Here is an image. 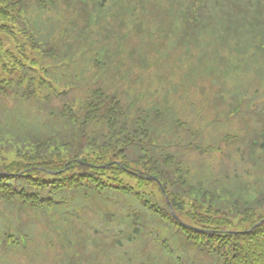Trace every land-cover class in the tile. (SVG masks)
I'll use <instances>...</instances> for the list:
<instances>
[{
    "label": "trees",
    "instance_id": "16d2710c",
    "mask_svg": "<svg viewBox=\"0 0 264 264\" xmlns=\"http://www.w3.org/2000/svg\"><path fill=\"white\" fill-rule=\"evenodd\" d=\"M107 1L98 0V6ZM17 2L10 0L11 7L0 2V11L8 9L5 23L1 25L6 33L0 49V63L6 68L1 73L12 75L11 80L0 82V264H13L11 256L24 251L23 232L18 236L15 233L23 229L21 221L25 218L34 223L36 218L41 233L45 232L44 224L48 227L46 245L54 251L53 259L65 260L66 264H264V223L244 232L264 216V135L250 143L252 150L262 154L259 161L252 160L255 170L259 171L256 175L259 178L258 194L250 195V188H240L237 192L213 189L215 199L207 197L205 190L210 189L207 182H192L186 178L188 170L179 168L186 156L184 150L195 147L199 135L191 132L187 139L184 131L181 135L169 133L165 127L153 124L154 115L146 111L151 108L153 92H158L162 106L173 107L178 98L174 83L160 85L155 82L147 93L130 85L127 79L120 87L112 82L100 89L95 83L97 92L88 93L93 90L91 83L100 82L109 71H99L87 53L79 58V50L74 51L73 47L65 50L68 58L65 65H59L45 55L47 51L34 44L33 36L26 29L31 21L24 17ZM190 3L191 0H178L183 27L186 26L185 10ZM9 8H12L13 17H9ZM214 25L209 23V26ZM60 27L62 31L65 28ZM215 31L235 48L242 49L236 50L229 61H225L227 68L218 75L220 91L228 93L223 83L226 80H230L231 85L232 80L238 83L249 73L248 69L255 78L263 80V69L258 71L264 61V45L229 22H217ZM252 34L257 38L261 35L258 31ZM122 42L120 36L115 45L121 47ZM119 50V56L115 57L123 62L122 49ZM239 57L245 59L234 64L233 60ZM35 61L41 66L37 67ZM29 68H44L56 75L57 93L51 91L54 84L51 80L50 83L35 81L26 71ZM136 68L134 65L133 71ZM68 69L75 71L72 79ZM85 70L91 72L87 79ZM20 83H23V89ZM168 93L170 101L166 98ZM122 94L128 98L140 96L141 103L133 99L120 102L117 99ZM105 98L107 100L103 101ZM43 103H51V110L42 108ZM30 108L46 114L44 119L48 123L41 125L45 131L39 129L28 133L32 125L27 122ZM172 121L177 122V119ZM126 135L131 136V140L126 139ZM184 140V148H181ZM123 145L140 159L118 158L116 149ZM141 148L145 157L140 156ZM243 150L237 147V151L242 153ZM173 163L178 169L170 171L169 166ZM122 174L136 179V185L128 188L124 177H119ZM104 175L113 177L106 180ZM54 178L60 182L58 195L51 192L57 186ZM150 184H155L158 192ZM105 186L122 192L131 190L136 192L133 199L150 197L153 202L164 205L166 210L162 219L171 223L166 240L151 239L146 252L143 248L141 253L135 251L122 257L125 252L123 240L134 241L146 228L140 224L143 216L133 210L126 198H110V191L108 193ZM166 198L177 218L171 214ZM101 199L100 208L98 202ZM253 199L256 200L251 203ZM125 204L128 206L124 209ZM113 205L123 207L120 208L128 216L127 227L115 230L110 224L113 221L110 214H107L106 224L99 221L100 215H104L103 209ZM243 209L250 211L241 213ZM75 211L86 217L84 223L71 221ZM69 222L76 226L81 239L80 245L76 242L79 247L73 241L77 240L70 232ZM160 225L157 223V227ZM98 239L109 240L113 250L105 257L99 255ZM91 249L97 254L88 258Z\"/></svg>",
    "mask_w": 264,
    "mask_h": 264
},
{
    "label": "rangeland",
    "instance_id": "374dc122",
    "mask_svg": "<svg viewBox=\"0 0 264 264\" xmlns=\"http://www.w3.org/2000/svg\"><path fill=\"white\" fill-rule=\"evenodd\" d=\"M0 2L11 7L10 0H0ZM139 2L141 3V0H108L101 6H98V0H18L17 3L20 5L24 17L31 21L26 29L33 36L34 44L47 51L45 55L52 57L59 65L68 63L65 49L69 46L80 47L79 40L82 41L85 51L91 57H95V59L90 58V62H95L99 67V71H109L111 75V77L102 80L99 86L100 89L111 83L112 76L126 80V78L113 74V67L117 60L115 56L120 53L119 49H121V47L115 45V40L120 36L123 42L126 41L122 48L128 62L132 61L133 63L135 62L133 59H150L153 57L152 64L148 66L152 69L157 67L158 73L150 69L146 75L147 79L157 81L160 85L163 82L164 84L165 82H172L177 87L178 94L176 105L167 108L160 104L161 98H158V92L152 93V105L151 108H146V111L151 113L150 115H154L153 124L163 126L169 133L176 135H181L184 131L185 138L191 135V132L199 135L196 146L184 150L186 156L179 164V168L188 170L186 178L192 182H207L210 189L209 191L205 190V195L213 199H215L213 189L224 192H237L240 188H250V195L258 194L259 178L256 175L259 171L255 170L252 160L259 161L262 154L257 150H252L250 143L252 139H257L256 134L260 124L251 113L253 96L251 92L259 94L256 102L260 104L259 107H264V79L258 80L252 72H249L246 75L244 74V79H240L238 83L232 80L231 85V81L226 80L223 83L225 90L229 94L237 91V98L234 100L228 93L220 91L217 77L223 68V64L217 60L215 47L210 46L207 48L203 43L192 40L176 42L177 31L182 25L183 15H181L174 2L164 0L167 6H171V10L164 12L163 20L158 19L159 12L154 4L148 2L146 8H141L138 5ZM7 10L5 8L0 11L1 50L6 39V33L1 25L5 23L7 18ZM9 10V17H13L12 8H9ZM141 19L143 23H141ZM186 19L190 20L187 16ZM71 20L74 21V25ZM61 25L65 27L63 31ZM78 31L81 34H76ZM75 37H78V39H75ZM248 37L257 40V37L252 34H249ZM219 48L226 52L227 61H229V57L235 54L236 50H242L241 48H235L229 41L222 42ZM123 62L130 69V63ZM35 64L37 67L41 66L40 62L35 61ZM209 65H213L214 68L209 67ZM3 68H6L4 63H0V82L11 80L12 75L4 76L5 73H1ZM116 68L117 74L119 71L124 72V68L119 69L118 66ZM261 69L264 72V61L261 63L258 72ZM63 70L66 69L63 68ZM26 71L37 82L41 80L50 83L48 81L51 80L54 83L51 85V91L57 93L56 75L50 74L44 68L36 70L29 68ZM67 71L70 72L71 79L76 75L74 70L68 69ZM85 73L90 76L91 72L85 70ZM58 79L67 80L60 77ZM129 80L135 81L140 86L141 69L131 72ZM20 87L23 89V83H20ZM95 90L88 93L93 94ZM243 96H247L248 99L241 101ZM166 98L170 101L171 96L169 93ZM106 100V98L103 99V101ZM51 103L49 105L43 103L40 106L46 111H50L49 106ZM156 105H158L157 109H155ZM45 117L46 114L42 111L38 112L35 108H30L27 122L32 125L28 133L32 134L33 131L39 129L45 131L46 128L41 127L42 123H48L44 119ZM185 117H188V120ZM175 118L177 122L172 121ZM210 120L213 122L209 123ZM125 138L131 140L129 135H126ZM135 145L133 143V146ZM184 145L185 140L180 144L181 148H184ZM237 147L244 149L243 152L237 151ZM143 150L141 148V157H145ZM116 151L118 158L126 156L140 159L132 155L130 153L132 149H127L126 145L117 148ZM141 161L143 162L142 159ZM67 164L68 162H66ZM169 169L175 171L178 167L173 163L169 166ZM104 176L106 180L113 177L111 175ZM119 177H124L123 181L128 183V188H133L136 185L137 181L134 178H128L124 174L119 175ZM54 179L57 186L53 188L50 186L52 188L51 192L58 195L59 188L57 187L60 182L56 178ZM154 185L150 184L151 188L158 192L157 187L155 188ZM104 188L108 193L110 191V198L117 196L126 198L133 210L143 216V221L140 224L146 228L145 231L137 236L134 241L123 240L125 252L122 257L134 254L135 251L141 253L143 248L146 252L151 239L164 238L166 240L165 235L168 233L171 223L167 219H162L166 210L164 205L153 202L150 197L141 198V196H138L137 199H133L136 192L131 190L122 192L109 186ZM255 200H251V203ZM119 203H122L121 200ZM102 204L103 199L98 202V206L101 208ZM104 205L107 207L106 204ZM127 206L128 204H125L124 209ZM120 207L113 205L109 209H103L102 214L104 215H100L102 219H99V221L106 224L107 214H110L109 216L113 217L110 224L115 230L118 227H127L126 218L128 216ZM249 211L250 209H243L241 213ZM80 214V212L75 211L71 221L78 224L84 223L86 217H82ZM34 221L36 223L29 218L21 221L23 228L21 232H23L25 238V243H22L24 251H19L16 255L11 256L12 262L14 261L13 264H66L65 260L53 259L54 251L46 245L48 240L45 233L48 227L44 224L45 232L41 233L40 229L37 228L36 218H34ZM157 223H161V225L157 227ZM109 231H112V229H109ZM129 231L130 228L127 229V233ZM15 236H18V234L15 233ZM97 241L99 243L96 245L101 250L99 255L102 257L113 251L109 247V240L100 241L98 239ZM93 254L97 253L91 249L88 258L94 256Z\"/></svg>",
    "mask_w": 264,
    "mask_h": 264
}]
</instances>
